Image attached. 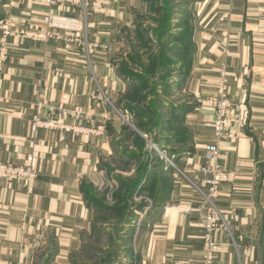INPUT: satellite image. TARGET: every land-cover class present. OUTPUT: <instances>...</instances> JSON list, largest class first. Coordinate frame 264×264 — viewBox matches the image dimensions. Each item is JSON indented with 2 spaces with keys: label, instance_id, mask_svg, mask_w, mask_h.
<instances>
[{
  "label": "crops",
  "instance_id": "1",
  "mask_svg": "<svg viewBox=\"0 0 264 264\" xmlns=\"http://www.w3.org/2000/svg\"><path fill=\"white\" fill-rule=\"evenodd\" d=\"M194 2L190 97L175 108L189 130L186 145L177 147L182 177L175 180L171 203L150 220L133 264H203L204 212L195 185H200L205 144L214 140L205 99L217 88L224 61L234 106L229 136L219 142L220 163L230 175L217 204L228 229L213 234L223 248L214 264H264V0ZM137 4L56 0L50 7L47 0H0V20L43 28L42 16L52 9L85 20L89 33L88 45L9 38L8 58H0V160L26 164L32 155L38 174L28 184L0 181V264H35L48 247L55 264H72L93 220L86 188L126 128V117L114 109L121 106L128 82L117 61ZM38 102L81 108L96 121L80 124L102 133H33ZM188 205L194 208L188 211Z\"/></svg>",
  "mask_w": 264,
  "mask_h": 264
},
{
  "label": "rangeland",
  "instance_id": "2",
  "mask_svg": "<svg viewBox=\"0 0 264 264\" xmlns=\"http://www.w3.org/2000/svg\"><path fill=\"white\" fill-rule=\"evenodd\" d=\"M53 1L50 4L47 0V4L52 7L56 0ZM137 1L134 20L132 26L124 33V49L117 61L120 74L128 82L123 92L121 106L117 105L116 108L114 105V109L115 112L120 110L126 117V128L119 139L113 141L110 156L100 161L98 173L86 188V199L93 209V220L89 231L82 237V244L72 256L73 264H133L137 246L150 226V220L156 218L161 206L167 202L171 203L170 196L175 180L182 177V166L178 162L182 152L178 153L180 149L177 147L183 146L184 143L186 145L189 130L187 131L188 127L184 123L180 109H175V106H179L183 100H189L190 97L186 86L194 58L192 36L194 10L190 5L197 2ZM48 14L75 18L55 13L50 9L42 16L43 28L21 26L9 18L0 20L1 60L5 61L8 58L9 38L43 43L59 39L67 44H83L85 41L88 45L87 22L85 33L73 34L67 30L48 27L45 21V16ZM3 21L9 23L12 29L48 33L51 36L48 41L28 36L5 37ZM74 37L78 40L82 39V42L71 41L70 39ZM3 49H6L5 57L2 56ZM224 66L225 76L222 71ZM230 75L227 62H222L218 67V86L205 99L213 114L210 126L214 140L205 144L203 161L199 168L200 185H195L202 198V204L198 206V209L204 212L202 221L208 215L207 199L202 191L209 193V188L203 183L204 176L200 169L202 165L207 164V146H217L221 157L219 142L229 136L227 121L229 112L234 106L230 92ZM92 98L99 99V95L93 94ZM100 99L110 104L107 97ZM225 100L228 102L227 107L218 109L216 102ZM37 107L38 110L33 114L30 122L33 133L40 130L65 132L47 128L33 131L32 123L35 115L47 118L51 107L61 106L38 102ZM41 109L45 111L44 114ZM67 110L83 111L81 108ZM221 110L227 111L225 129L222 135H217L214 128L217 122L215 112ZM88 118L90 123L96 121L90 116ZM178 131H181L184 137L180 138ZM220 157L218 163L221 170L226 173V179L220 183L219 193L222 184L230 175V172L221 165ZM213 165L210 164L211 167ZM218 199L219 196L215 201L217 207ZM193 208L191 205L187 206L188 211ZM205 243L204 234V247ZM51 252L49 253V247L40 250L35 264H55V255H51ZM202 263L204 264L203 254Z\"/></svg>",
  "mask_w": 264,
  "mask_h": 264
},
{
  "label": "built area",
  "instance_id": "3",
  "mask_svg": "<svg viewBox=\"0 0 264 264\" xmlns=\"http://www.w3.org/2000/svg\"><path fill=\"white\" fill-rule=\"evenodd\" d=\"M51 4L54 1L48 0ZM45 21L50 28H57L67 30L73 34L85 33L86 32V21L71 17L59 16L55 14H48L45 16ZM3 28L5 32V37L15 35V36H28L48 41L50 34H40L32 33L30 31L12 29L10 24L3 21ZM69 40V38H68ZM71 41L82 42V39H77L76 37L71 38ZM6 49H3L2 56L5 57ZM223 75H226V67L222 69ZM218 109H222L223 106L227 107L228 102H216ZM121 116L123 114L117 111ZM226 112L221 110L220 112H215L217 115V122L214 126L217 135H222L225 129V117ZM89 115L81 110H67L62 107L55 108L51 107L48 117L42 118L40 115H35L32 123L33 131H37L40 128L56 129L62 130L67 133H93L100 134L101 130H97L90 127H85L80 124V122L88 121ZM80 121V122H79ZM219 149L215 145L207 146L206 154V165H202L201 173L203 174V183L209 188V193L202 191L203 196L206 197L208 206V215L205 216L202 221V225L205 229V247L203 252V262L204 264H213L215 262L216 254L222 251V246L219 245L213 238L215 231L221 228H227L228 226L224 223L222 214L217 207L215 201L219 196V185L226 179V173L221 170L218 160H219ZM213 163V167L210 164ZM37 172L33 167V156L27 157L26 164L16 165L14 163H9L0 160V180L6 182H21L23 184H28L37 178Z\"/></svg>",
  "mask_w": 264,
  "mask_h": 264
},
{
  "label": "trees",
  "instance_id": "4",
  "mask_svg": "<svg viewBox=\"0 0 264 264\" xmlns=\"http://www.w3.org/2000/svg\"><path fill=\"white\" fill-rule=\"evenodd\" d=\"M194 1V0H193ZM193 51H194V49H193ZM122 77H124V76H122ZM175 108H176V106H175ZM178 133H180V138L181 137H184V135H183V133L181 132V131H178ZM183 139V138H182ZM71 263L73 264V257L71 258Z\"/></svg>",
  "mask_w": 264,
  "mask_h": 264
}]
</instances>
